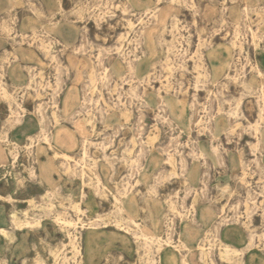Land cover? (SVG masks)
Listing matches in <instances>:
<instances>
[{
  "label": "rangeland",
  "instance_id": "rangeland-1",
  "mask_svg": "<svg viewBox=\"0 0 264 264\" xmlns=\"http://www.w3.org/2000/svg\"><path fill=\"white\" fill-rule=\"evenodd\" d=\"M256 64L264 71V0H0V264L89 263L97 215L121 224L96 236L89 264H264ZM41 112L53 148L41 134L25 146ZM13 209L18 224L40 219L12 227Z\"/></svg>",
  "mask_w": 264,
  "mask_h": 264
},
{
  "label": "bare ground",
  "instance_id": "bare-ground-1",
  "mask_svg": "<svg viewBox=\"0 0 264 264\" xmlns=\"http://www.w3.org/2000/svg\"><path fill=\"white\" fill-rule=\"evenodd\" d=\"M129 65L132 67L133 66V62L132 61H130V63H129ZM255 70H256V72L258 73V75L259 76H261V77H263L264 76V71L259 67V65L258 64H256L255 65ZM94 82V81H93ZM93 82H92V80H91V83L93 84ZM1 87V86H0ZM3 89V88H2ZM4 90V89H3ZM6 90V89H5ZM3 93V96L5 97V98H10V96H11V94H8L6 91H4V92H2ZM180 100V99H179ZM178 101V100H177ZM157 102L158 103H162L163 102V98H162V96H160V95H158L157 96ZM84 105H86V102L84 103ZM83 105V107L82 108H84L85 106ZM263 106H264V99H263ZM11 113H12V115L10 116V118H11V120H9V121H7V126H8V129H11V130H15V129H17L19 126H21V119L19 118L20 116H19V112L18 111H11ZM117 113V112H116ZM40 117H41V125L39 126V129H37V130H32V133L31 134H28L27 136H26V140H27V143H25V146H29L30 144L29 143H31L32 142V139L34 138L33 136H38L39 134H41V135H44V133L46 132V129H47V122H46V116H45V114L43 113V112H41L40 113ZM54 117L55 118H59V117H61L60 116V114H59V112H58V110H56V112L54 113ZM45 136V135H44ZM46 141H47V144L49 145V147L50 148H53V144H52V142H51V137H49L48 138V136H45V138H44ZM29 141V142H28ZM13 144H17V143H15V142H13L12 143V147H13ZM29 144V145H28ZM15 148V147H14ZM258 148H259V150H262L263 149V146H261V144H259V146H258ZM215 153H217V147L216 146H213V149H212ZM11 151H9V153H10ZM84 154H85V151L83 152V156H84ZM218 154V153H217ZM62 155L63 156H65V158L66 157H70V155L69 154H67V153H65V152H62ZM81 157V156H80ZM218 157H219V160L221 161V156H219L218 155ZM106 159H108V160H110V161H112V159H110L108 156L107 157H105ZM113 158V157H112ZM171 155L170 154H168L167 155V158H166V160L169 162L170 160H171ZM114 159V158H113ZM180 161H181V163H184V161H185V157L184 156H182V155H180ZM256 161H257V164L259 165V166H261V167H263L264 166V160H263V155L261 154L260 155V157H257L256 158ZM93 164H95V162L93 163ZM92 168V167H91ZM91 168H90V170H91ZM92 174H94V176L96 177V179L97 180H99V176L97 175V173H95V172H92ZM204 175H205V173L203 174V177H204ZM207 178V177H206ZM204 179H205V177H204ZM207 181V180H206ZM202 182H204V184H205V181L203 180ZM155 187L153 186V187H151V191H155ZM225 191H223V193H224ZM222 193V194H223ZM83 198H84V195H82V197H81V199L83 200ZM114 201H115V203L113 202V204H115L116 205V208H117V210H118V213L119 214H122V216H124V219L125 220H129V221H133L131 218H130V216L129 215H127V216H125V214H124V212H126L127 211V208H126V205H125V203H124V201H123V197H120V196H115L114 197V199H113ZM78 207V206H77ZM115 207V206H114ZM51 208V207H50ZM48 209V210H50V211H53V210H51V209ZM14 210V209H13ZM81 210V209H80ZM113 210V209H112ZM116 210V209H115ZM114 210V211H115ZM20 212V211H19ZM16 211L14 210L11 214H10V216H9V221H10V225L13 227V226H16V225H18V226H21V225H26L27 227H29V226H31V225H33L34 226V224H35V221H39V219L40 218H37L36 220H33V219H31V218H26V221H25V223H22V224H18V222H17V217H16ZM21 213H23V212H21ZM61 213V212H60ZM20 214V213H19ZM57 214H59V213H57ZM59 215H61V214H59ZM59 215H57V216H59ZM101 215V214H100ZM104 215V214H103ZM38 216V215H37ZM36 216V217H37ZM63 216V214L61 215V217ZM106 216V215H105ZM25 217V216H24ZM28 217V216H27ZM59 218L58 217V220L60 219V222L61 223H64V224H68V225H70V220H66V219H63V217L62 218ZM104 217V216H103ZM20 218V217H19ZM55 218H56V215H55ZM65 218V217H64ZM100 217L97 215L95 218H92V219H89V222H88V227L86 228L87 229V231H86V233H87V235H88V238H87V241H86V249H87V252L89 253L88 254V262H91V259L93 258V256H92V254H93V252H90L91 250H92V245H94V244H99L98 243V239L96 238V236H98V234L99 233H105L106 231H105V229L108 227V226H113L115 229H119L120 228V222H119V220L118 219H113V221H110V220H112V219H110L109 221H107V219L106 220H102L101 218V220L99 219ZM121 219V218H120ZM56 220V219H55ZM57 221V220H56ZM121 221V220H120ZM24 222V221H23ZM21 223V222H20ZM110 224V225H109ZM37 226V225H36ZM21 228V227H20ZM36 228V227H35ZM214 229H215V232H216V234H217V236L219 237V239L221 240V237H220V231H221V226H220V224L218 223V224H216L215 225V227H214ZM0 231H3V232H7V229H5V228H0ZM108 231V230H107ZM172 232H173V227H171L170 228V233L169 234H172ZM110 233V232H109ZM132 234L134 235V236H136V238H138V237H142L143 236V238H144V240H143V243L144 244H147L146 246H145V249H147L146 247H148V245L150 246V244H148L147 243V241H146V239H147V237H146V234L145 233H142L141 231H137V229H135V230H133V232H132ZM66 236L68 237L67 239L69 240V242L72 244L71 245V247H72V249H73V259H75V263H83V259H84V257H83V254H82V247H81V236H82V234H81V230H79L77 227H74V230L72 231V232H69V231H67L66 232ZM138 239H140V238H138ZM250 240H251V236H250ZM249 240V241H250ZM241 242V241H240ZM251 242V241H250ZM157 251L159 252V251H165V249H166V247L168 246V244H169V241H168V239H161V240H159L158 242H157ZM249 244H251V243H249ZM248 244V245H249ZM224 245L226 246V247H232V248H234L233 250L235 251V250H242L243 251V249H244V247H241V248H237V246H234V245H231V244H229V243H225L224 242ZM246 245V244H245ZM179 247H182L181 245H178ZM227 248V249H228ZM247 248H248V246H247ZM246 247H245V249H247ZM71 249V250H72ZM225 250H226V248H225ZM148 251V250H147ZM228 251V250H227ZM232 251V250H231ZM245 251V250H244ZM237 252H240V251H237ZM240 253H242V252H240ZM164 258V263L165 264H170V261H169V259H167L166 257H163ZM66 259V258H65ZM63 261V260H62ZM66 262H67V260H66ZM163 263V264H164ZM64 264V263H63ZM179 264H189V262L187 261V259L185 258V255L184 254H180V256H179Z\"/></svg>",
  "mask_w": 264,
  "mask_h": 264
},
{
  "label": "crops",
  "instance_id": "crops-1",
  "mask_svg": "<svg viewBox=\"0 0 264 264\" xmlns=\"http://www.w3.org/2000/svg\"><path fill=\"white\" fill-rule=\"evenodd\" d=\"M102 245H99V244H94V245H92V250L90 251V252H95L96 254L98 253V254H100V248H102L101 247ZM90 263V262H89ZM89 263H87V264H89ZM166 263V262H165ZM164 263V264H165Z\"/></svg>",
  "mask_w": 264,
  "mask_h": 264
}]
</instances>
